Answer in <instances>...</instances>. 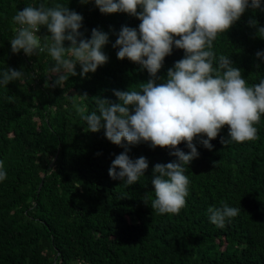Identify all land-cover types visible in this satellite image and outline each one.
I'll list each match as a JSON object with an SVG mask.
<instances>
[{"label": "trees", "instance_id": "16d2710c", "mask_svg": "<svg viewBox=\"0 0 264 264\" xmlns=\"http://www.w3.org/2000/svg\"><path fill=\"white\" fill-rule=\"evenodd\" d=\"M38 2L0 0V72H25L23 79L0 85V160L8 173L0 181V264H264V116L255 125V141L222 144L227 125L211 141L212 150L194 140L200 155L185 166L186 206L177 215L159 214L151 208L152 170L177 158L148 143L129 146L130 158L144 156L149 167L132 185L114 180L108 170L124 148L107 140L103 129L88 132L73 107L90 114L96 107L92 97L119 102L113 90H138L149 79L146 69L118 59L119 49L112 47L114 33L122 26L138 28L141 21L126 13L102 14L93 0H50L82 15L85 38L93 28L109 34L102 49L107 63L86 78L69 75L56 85L47 52L27 56L11 50L19 28L13 16ZM251 19L256 27L249 26ZM258 27H264V0L214 41V52L228 55L249 85L264 79V58L256 56L264 52ZM37 35L50 34L41 26ZM183 56L174 47L158 76L166 78ZM178 147L190 151L184 142ZM224 204L240 211L219 228L207 209Z\"/></svg>", "mask_w": 264, "mask_h": 264}, {"label": "clouds", "instance_id": "9594fccd", "mask_svg": "<svg viewBox=\"0 0 264 264\" xmlns=\"http://www.w3.org/2000/svg\"><path fill=\"white\" fill-rule=\"evenodd\" d=\"M80 2L87 4L90 0ZM93 2L102 14L126 13L141 21L138 28L122 26L114 33L117 39L112 47L119 49L118 59L127 58L146 69L149 79L140 83L138 90L130 87L124 91L113 90L119 102L92 97L96 107L90 114H85L75 103L73 107L86 122L88 132L103 129L107 140L124 148L108 170L114 180L132 185L149 167L144 156L130 158L129 146L148 143L152 149H169V154L177 159L154 165L151 183L155 198L151 208L161 215H177L186 206L189 195L190 180L185 166L200 155L194 140L199 138L204 148L212 150L211 141L226 125L229 131L227 137L220 138L222 144L259 138L255 125L264 116V79L249 85L229 56L217 55L213 48L217 37L226 33L248 8H260L261 0ZM13 21L19 28L10 40L12 52L23 50L27 56L47 52L55 62L50 71L56 74V85L65 82L69 75L86 78L108 61L102 49L109 42V34L93 28L91 37L85 38L80 31L82 15L63 4L39 0L38 4L17 11ZM248 23L251 27L257 26L255 19ZM41 26L50 35H37ZM257 35L264 39V27L257 28ZM65 41L69 42L68 47ZM174 47L184 51L183 58L167 70L166 78L158 76ZM256 56L264 58V52L258 51ZM24 76L23 71L6 68L0 72V85L7 86ZM80 96L88 98L87 93ZM182 142L189 152L178 147ZM7 175L0 160V181ZM239 211L227 204L207 209L210 222L219 228Z\"/></svg>", "mask_w": 264, "mask_h": 264}]
</instances>
